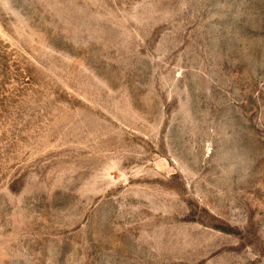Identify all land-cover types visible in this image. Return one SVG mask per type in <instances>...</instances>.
I'll list each match as a JSON object with an SVG mask.
<instances>
[{
  "label": "rangeland",
  "instance_id": "obj_1",
  "mask_svg": "<svg viewBox=\"0 0 264 264\" xmlns=\"http://www.w3.org/2000/svg\"><path fill=\"white\" fill-rule=\"evenodd\" d=\"M0 264H264V0H0Z\"/></svg>",
  "mask_w": 264,
  "mask_h": 264
}]
</instances>
